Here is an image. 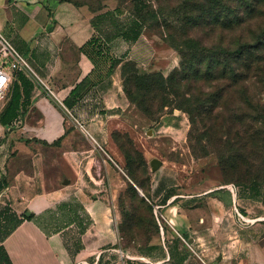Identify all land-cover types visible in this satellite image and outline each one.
Here are the masks:
<instances>
[{
	"label": "crops",
	"instance_id": "1",
	"mask_svg": "<svg viewBox=\"0 0 264 264\" xmlns=\"http://www.w3.org/2000/svg\"><path fill=\"white\" fill-rule=\"evenodd\" d=\"M100 4L0 0V31L28 65L12 74L0 102L2 116L15 87L17 117L0 128L20 130L23 139L13 142L23 144L17 149L25 158L15 173H0V210L9 211L3 214L12 227L0 245L12 264H139L140 258L153 264H264V183L191 187L155 180L149 198L155 215L164 208L167 235L156 216L159 231L147 248L138 244L130 251L119 244L112 205L94 195L89 160L103 144L101 124L113 116L119 74L117 68L107 73L106 61L90 60L84 47L97 37L108 55L139 66L149 48L141 27L128 36L129 19L110 1ZM111 19L117 27L110 28ZM138 44L145 53L133 58ZM25 211L33 217L24 219ZM48 211L59 217L45 221Z\"/></svg>",
	"mask_w": 264,
	"mask_h": 264
},
{
	"label": "rangeland",
	"instance_id": "2",
	"mask_svg": "<svg viewBox=\"0 0 264 264\" xmlns=\"http://www.w3.org/2000/svg\"><path fill=\"white\" fill-rule=\"evenodd\" d=\"M70 1L97 9L102 0ZM108 1L128 23L138 19L147 37L143 45L149 48L144 65L117 55L109 56L113 62L105 60L113 70L117 68L114 94L119 96H114L113 116L103 121L98 132L103 144L96 145L89 159L97 179L96 200L112 205L119 244L131 251L153 237L149 212L156 223L158 217L167 235L164 208L155 215L156 204L149 198L155 180L191 187L208 181L264 183V90L255 83L254 66L241 83L247 91L213 87L217 77L228 75V65L237 70L255 59L248 54L237 62L224 50L251 44L264 29V0ZM113 19L108 21L110 28L117 27ZM127 31L133 37L129 26ZM141 45L131 50L133 58L145 53ZM181 65L182 72L187 68L184 81L172 86L181 75L177 73L172 83L166 79ZM188 105L196 110L193 115ZM68 131L80 144L78 131L74 127ZM0 135V173H15L25 166V158L17 149L23 144L13 141L24 135L18 129L1 128ZM154 159L161 162L156 171L150 165ZM165 201L164 197L160 204ZM7 212L0 210V231ZM57 217L54 211L43 216L45 221ZM136 261L153 264L147 258Z\"/></svg>",
	"mask_w": 264,
	"mask_h": 264
},
{
	"label": "trees",
	"instance_id": "3",
	"mask_svg": "<svg viewBox=\"0 0 264 264\" xmlns=\"http://www.w3.org/2000/svg\"><path fill=\"white\" fill-rule=\"evenodd\" d=\"M131 23L132 24H128V26L133 29V27H135L136 25L138 27L141 26V23H139L138 19H131ZM127 26V27H128ZM130 30V29H129ZM129 34V33H128ZM129 36V35H128ZM84 51L88 54L90 60H92L95 63H101L103 61H105L106 59L110 60L111 62H113V58L109 57L110 55H108L107 51H104L102 48V45L100 43L99 38L95 37L92 38L84 47ZM227 54L231 55L234 57V59L239 62L241 60H243L245 58V56L252 57L254 56L255 59L249 63H246L243 68H239L236 70V67H232V65H228V70L229 73L227 76H223L222 78H216L217 82H215V85L213 87L217 88V90H227V89H231V90H236V89H240V91H247V87L244 86L243 84H241L242 82H244V80L246 79V75H248L249 72V68H251L252 66H254V71H255V78L256 81L255 83L258 85H263V90H264V29H262L256 36L255 40L249 44V43H243L241 44L239 47H237L234 50H224ZM122 60H118L116 63H121ZM183 65V64H182ZM181 65V68L179 70V72L176 70L175 73L173 72L172 74L169 75V77H167L166 81L172 83L175 80V75H181L180 77L177 76V80H175V82L173 83L172 86H179V84L184 81V72L187 70H185L184 68V72L183 71V67ZM113 70V68H111V65H109L107 67V73L111 72ZM190 71V69H189ZM17 97L15 96V87L12 88V95L10 98L9 103L7 104V106L5 107L2 116H0V123L3 126L8 125V123L10 121H12L13 119H15L17 117ZM183 105H181L182 107ZM188 113L189 114H194L196 112V110L192 107H189L188 105ZM235 184H240V183H235ZM251 184H256V183H251ZM244 185V184H242ZM249 185V184H248ZM136 189L137 186H135ZM135 190V189H133ZM147 199H149L147 197ZM144 204V203H143ZM146 205V204H145ZM149 204H147L146 206H148ZM150 208V207H149ZM151 210V209H150ZM24 219H31L33 217V215L30 216H26L23 215L22 216ZM149 217V226H151L153 228V235L155 234V232L159 231V227L155 221V218L153 217V215L149 212L148 214ZM3 218H5L4 221V225L0 231V238H4L7 234L10 233L11 229V223L8 224V218L3 214ZM157 220V219H156ZM11 222V220H10ZM149 242V241H148ZM147 244H143V246L145 248H147ZM141 245V244H140ZM0 264H12L5 248L0 245Z\"/></svg>",
	"mask_w": 264,
	"mask_h": 264
},
{
	"label": "built area",
	"instance_id": "4",
	"mask_svg": "<svg viewBox=\"0 0 264 264\" xmlns=\"http://www.w3.org/2000/svg\"><path fill=\"white\" fill-rule=\"evenodd\" d=\"M26 68L25 59L0 31V102L6 98L12 74Z\"/></svg>",
	"mask_w": 264,
	"mask_h": 264
},
{
	"label": "water",
	"instance_id": "5",
	"mask_svg": "<svg viewBox=\"0 0 264 264\" xmlns=\"http://www.w3.org/2000/svg\"><path fill=\"white\" fill-rule=\"evenodd\" d=\"M150 165H151V169H152V171H156V170H158L159 168H160V166H161V162L159 161V160H157V159H154V160H152L151 162H150ZM139 191V190H138ZM141 193V192H140ZM142 194V193H141ZM25 215L26 216H30L31 215V212L30 211H26L25 212Z\"/></svg>",
	"mask_w": 264,
	"mask_h": 264
}]
</instances>
